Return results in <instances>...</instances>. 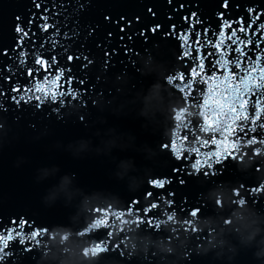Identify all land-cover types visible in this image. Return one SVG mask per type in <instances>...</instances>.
<instances>
[{"label": "water", "instance_id": "water-1", "mask_svg": "<svg viewBox=\"0 0 264 264\" xmlns=\"http://www.w3.org/2000/svg\"><path fill=\"white\" fill-rule=\"evenodd\" d=\"M180 2L185 3L186 8L191 7V10L197 11L202 19L203 24L196 25L195 30L203 32L208 27L209 38L215 39L211 36V29L216 28L215 14L222 10L219 7L222 0H173L171 4L168 0H58L61 5L59 11L62 13L59 19L65 26L62 31L69 33L70 43L74 48L85 50V54L99 59L87 70V82L81 86L87 89L81 97L85 105L78 111L67 109L69 98H65L66 106L58 111L55 109L57 105L46 104L37 108L35 102H21L17 105L10 98L0 99V105H3L0 116L7 120L5 128L0 129V231L5 227H16L9 222L18 221L21 217L30 224L35 221L40 226L61 222L75 227L81 222V216L75 211L77 205L84 194L97 187L117 191L129 202L132 201L133 195L125 191L123 182L117 180V174H122L127 179L132 171L147 166L149 146L158 138L169 109L179 96V93L173 94L162 84V76L166 74L164 70L173 58L170 49L172 46L178 49V41L171 42V38L164 37L162 31L153 34L147 28L160 23L163 30L167 17L174 14V9ZM233 4H239V10L242 11L253 4L264 7V0H233ZM30 10L32 0H0V49L11 48L14 43L15 17L27 14ZM237 11L233 9L226 13L225 18L239 19ZM175 22L178 31L186 27L180 17ZM250 22V19L247 20L245 26ZM129 23L130 26H127ZM260 23H264V17L256 21L249 32L258 29ZM121 27H124V31H120ZM233 27L238 28L239 25L233 24ZM141 30L144 31V36L140 35ZM261 34L257 32V36ZM129 36L132 37L131 40L128 39ZM112 49L116 51L113 52ZM145 49H149L146 54ZM56 51L59 52L60 49ZM206 51L212 50L209 48ZM137 53H141V56L136 57ZM251 54L254 58L256 51L253 49ZM235 55L232 53L233 57ZM215 58L212 57L213 60ZM105 62L107 67L101 75L99 65ZM7 63L9 61L6 58L0 57V66ZM60 66H72L74 71H78L74 65L63 61ZM28 67L39 66H34L29 58ZM56 68L57 65H53L50 69L34 72L31 77L26 72H18L13 82L19 79L23 86L30 87L34 81L40 80L45 90H66V86L58 87L63 84V80H51ZM180 70L183 71V67ZM45 76L49 77V81H44ZM196 87L198 90L192 95L197 99L189 98L190 105L203 103L199 89L208 86L202 84ZM93 99L98 101L96 107L92 104ZM211 101L210 96L209 102ZM76 102L78 101H73ZM195 111L199 113L200 109L196 107ZM78 114L84 116L83 121L77 117ZM181 115L182 113H178L177 119ZM200 123L202 118L199 115L191 118L188 128L181 133L187 140H182L177 147L199 148L200 159H203L202 153L215 149L216 146L203 145L202 141L208 139L210 134L199 130ZM257 131L264 135V130ZM256 134L248 133L244 139ZM193 136L197 139L193 140ZM232 139L233 137H229L220 147H229ZM18 157L24 158L26 163L15 167L14 162ZM195 158V154H186L184 163L191 164ZM172 166L180 170L172 173L169 167L163 173L171 178V184L161 190L145 188L135 195L142 199L144 192L151 191L153 196L150 199L159 203L158 196L163 193L166 198L174 201L178 211L180 208H200L198 194L207 184H202L197 177L184 171L181 163H174ZM214 168L217 175L211 176L210 173L209 183L240 178L230 160L225 162L223 168L221 165ZM73 173L76 174L75 177L72 176ZM199 176L202 177L203 172ZM181 180L185 183L181 184ZM168 192L174 195L168 197ZM44 195L54 198L53 207L42 204L41 196ZM123 210L126 212L127 208ZM204 211L208 210L201 208V212ZM257 215L264 218V206H257ZM260 226L264 228V223ZM24 231L27 233L29 228L26 226ZM104 236L105 232L101 231L93 233L88 239L99 240ZM230 238L238 246V254L232 264H258L253 254L258 248L260 236L247 246L239 245L234 236ZM23 250L24 246H20L18 240L11 242L5 249L6 252H13V255H19ZM41 251L32 248L31 251L24 252L19 258V264H38ZM107 256L108 254L102 253L96 264H106ZM11 259L9 257L6 264H11ZM127 264L139 262L133 258ZM144 264L149 262L144 261ZM152 264H155L154 260ZM191 264H227V261L212 262L207 258L193 256Z\"/></svg>", "mask_w": 264, "mask_h": 264}, {"label": "clouds", "instance_id": "clouds-1", "mask_svg": "<svg viewBox=\"0 0 264 264\" xmlns=\"http://www.w3.org/2000/svg\"><path fill=\"white\" fill-rule=\"evenodd\" d=\"M252 7L259 6L253 4ZM148 51L149 49H145L144 53ZM170 52L173 58L164 70L166 74L162 76V84L173 94L179 93V96L170 107L158 138L149 146L147 166L132 171L127 179L122 174H117V180L123 182L125 191L133 195L132 201L129 202L124 195L109 188H93L90 193L83 195L75 209L81 216L79 225L70 227L59 222L40 226L32 221L35 227L27 234L20 225L17 236L21 237L19 245L24 246L23 252L13 255V252H6L0 247V264H6L9 257L12 258L11 264H19L23 253L32 248L42 250L38 264L45 261L47 264H96L102 253L108 254L106 264H127L133 258L139 264H144V261L152 264L153 260L155 264H191L193 256L207 258L212 262L226 260L227 264H232L238 254V246L232 242V236L242 246L250 245L260 236L258 248L253 255L258 264H264V228L260 226L264 223V218L257 215V206H264V135L257 133L248 139H238L235 148L230 145L223 150V157L218 158L219 165L223 168L225 162L230 160L234 171L239 173L240 178L235 180L209 183V173L211 176L217 175L215 168L205 170L203 165L194 168L192 164H181L184 171L197 177L202 184H207L198 194L200 208H180L178 211L174 201L166 198L163 193L158 197L159 203L150 199L151 191L144 192L142 199L135 195L145 188L153 189L156 181H167L168 185L172 183L171 178L163 173L169 167L172 173L178 171L172 166L180 163L173 146L179 150L177 145L183 140L182 131L188 128L191 118L199 115L195 111L196 105H190L186 95L178 91L180 85L169 82L170 77L173 81L178 78L177 74L182 68L178 49L172 46ZM140 56L141 53L136 54V57ZM93 59L98 61L99 58ZM106 67V62L99 65L101 75ZM92 104L96 107L98 101L93 99ZM84 105L85 101L77 99L75 95L67 101V109L78 111ZM65 106L66 103H61L60 107ZM178 113H182L179 119ZM77 117L84 120L83 115L78 114ZM6 125V118L0 116V129H4ZM24 163L26 160L18 157L14 166L20 167ZM201 172L202 177L199 176ZM75 175L72 174L73 177ZM180 183L185 182L181 180ZM173 195L174 193L168 192V197ZM138 201L142 210L133 211ZM41 202L49 208L55 204L54 198L47 195L41 196ZM125 208L126 212L123 210ZM157 208V215H148L149 211ZM201 208L208 211L201 212ZM101 231L105 232L104 238L88 239L93 233Z\"/></svg>", "mask_w": 264, "mask_h": 264}, {"label": "snow or ice", "instance_id": "snow-or-ice-1", "mask_svg": "<svg viewBox=\"0 0 264 264\" xmlns=\"http://www.w3.org/2000/svg\"><path fill=\"white\" fill-rule=\"evenodd\" d=\"M172 2L173 0H170V4ZM60 7L58 0H32V10L15 17L14 43L11 48L0 49V57L9 61L0 66V99L10 98L15 104L35 102L37 108L46 104L57 105L55 109L58 111L61 103H66L65 98L71 100L75 95L77 99H81L87 92V89L81 86L86 84L87 70L95 60L93 56L85 54V50L74 48L70 43L69 33L62 31L65 26L59 19L62 15ZM219 7L222 10L215 14L216 28L211 29V36L215 39L209 38L208 27H205L203 32L195 30V26L202 25L203 21L197 11L191 10V7L186 8L183 2L178 3L174 14L167 17L163 30L160 23L147 28V31L153 34L162 31V35L171 38L169 39L171 42L178 41V54L184 70L177 74L178 78L175 81L169 78L170 83L178 82L175 83L180 85L178 91H182L187 99H197L192 95L198 90L196 86L202 84L208 86L199 89L203 103H197L196 107L200 109L199 116L202 118L199 130L210 134L202 143L204 146L215 145L216 148L203 152V159H200L199 148L187 147L176 150V146H173L181 164H184L186 154H195L192 166L195 168L197 165H203L206 170L219 165L218 158H222L223 150L228 148L220 146L229 137H233L231 145L235 148V142L238 139L243 140L245 134L258 133V129L264 130V23H260L255 31L249 32L253 24L264 17V7L247 6L241 11L240 5L233 4V0H222ZM233 9L238 10L239 19L225 18L226 13ZM177 17L186 25L182 31L177 30L175 22ZM249 19L251 22L245 26ZM233 24L239 27H233ZM127 26H130V23ZM120 31H124V27H121ZM257 32L262 34L257 36ZM140 35L144 36V31L140 32ZM128 39L131 40L132 37L129 36ZM209 48L211 52L206 51ZM57 49L60 51L57 52ZM253 49L256 51L254 58L251 54ZM112 51L115 52L116 49ZM232 53L236 55L233 57ZM212 57L216 58L213 60ZM29 58L34 66L39 67H28ZM61 61L74 65L78 71H74L72 66H60ZM89 61L93 63L90 64ZM53 65H57V68L51 80L53 82L63 80V84L58 87L66 86V90H45L40 80L34 81L30 87L23 86L19 79L13 82L18 72L21 74L26 72L31 77L34 72L50 69ZM44 81H49V77L45 76ZM6 93L15 95L9 96ZM182 139L187 140V137L182 136ZM192 139L196 140L197 137L193 136ZM166 186L167 181L154 183L156 189L161 190ZM152 196L153 193L150 198ZM135 209L142 210L139 201L136 202ZM154 212L158 214L159 209L149 211L148 215L151 216L150 214ZM9 223L16 227H5L0 231V247L4 250L11 242L16 240L19 242L21 237L17 236V232L20 231L18 226L22 225L24 229L27 226L29 228L27 233L32 232L34 228V224H30L25 218Z\"/></svg>", "mask_w": 264, "mask_h": 264}]
</instances>
